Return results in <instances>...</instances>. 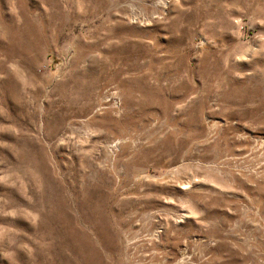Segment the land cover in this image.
<instances>
[{
    "label": "rangeland",
    "instance_id": "rangeland-1",
    "mask_svg": "<svg viewBox=\"0 0 264 264\" xmlns=\"http://www.w3.org/2000/svg\"><path fill=\"white\" fill-rule=\"evenodd\" d=\"M0 264H264V0H0Z\"/></svg>",
    "mask_w": 264,
    "mask_h": 264
}]
</instances>
